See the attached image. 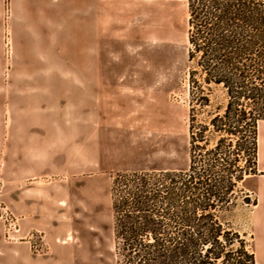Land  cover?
Listing matches in <instances>:
<instances>
[{"label":"rangeland","instance_id":"1","mask_svg":"<svg viewBox=\"0 0 264 264\" xmlns=\"http://www.w3.org/2000/svg\"><path fill=\"white\" fill-rule=\"evenodd\" d=\"M255 3L264 14V0ZM20 4L58 9V42L71 46L58 49L70 52L58 55V63L94 79L0 80V264H119L113 206L124 183L133 172H151L162 182L163 171L189 169L192 117L196 126L207 123L225 105V92L212 84L210 104L191 101L188 0ZM3 10L0 45L7 62L21 42L6 22L10 0ZM206 134L208 147L215 146L217 135ZM238 158L232 191L225 187L228 174L214 169L225 193L214 197V212L246 234L261 262L254 174L243 172L245 158ZM193 171L205 174L202 165Z\"/></svg>","mask_w":264,"mask_h":264},{"label":"trees","instance_id":"2","mask_svg":"<svg viewBox=\"0 0 264 264\" xmlns=\"http://www.w3.org/2000/svg\"><path fill=\"white\" fill-rule=\"evenodd\" d=\"M255 4L188 0L191 101L210 104L206 89L214 84L224 90L226 103L207 123L196 126L192 117L194 155L189 169L163 171L162 182L151 172H133L124 183L125 194L113 206L118 214L114 230L119 264H260L246 234L214 212V197L225 193L223 182L212 177L216 167L223 168L230 178L225 187L232 191L240 154L246 161L243 172H258L259 122L264 120V14ZM207 131L217 135L210 148ZM232 153L235 156L228 161ZM197 164L205 174L193 171Z\"/></svg>","mask_w":264,"mask_h":264},{"label":"crops","instance_id":"3","mask_svg":"<svg viewBox=\"0 0 264 264\" xmlns=\"http://www.w3.org/2000/svg\"><path fill=\"white\" fill-rule=\"evenodd\" d=\"M6 0H0V22L5 21L3 10ZM21 0H10L11 11L7 20L15 25L18 32L19 51L13 46L12 57L4 62L5 47L0 45V80L10 81H80L94 79V73L80 72L67 63H58V55L69 56L71 46L58 42V9L23 7ZM54 5H58V2ZM2 8V9H1ZM11 54V51H10ZM3 55V56H2ZM92 75V76H91ZM264 122V121H262ZM258 197L254 213L257 227L256 238L264 249V125L259 128L258 173L250 176ZM257 260V255H256ZM258 261V260H257ZM258 263L264 264V259Z\"/></svg>","mask_w":264,"mask_h":264}]
</instances>
